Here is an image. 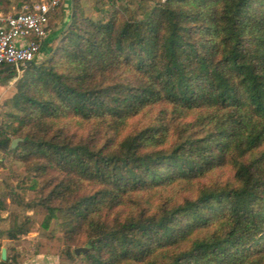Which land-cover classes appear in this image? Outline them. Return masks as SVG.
I'll return each mask as SVG.
<instances>
[{"label": "trees", "instance_id": "16d2710c", "mask_svg": "<svg viewBox=\"0 0 264 264\" xmlns=\"http://www.w3.org/2000/svg\"><path fill=\"white\" fill-rule=\"evenodd\" d=\"M63 4L0 64V264H264V0Z\"/></svg>", "mask_w": 264, "mask_h": 264}, {"label": "built area", "instance_id": "2783aa9c", "mask_svg": "<svg viewBox=\"0 0 264 264\" xmlns=\"http://www.w3.org/2000/svg\"><path fill=\"white\" fill-rule=\"evenodd\" d=\"M61 0L24 3L17 12L0 9V64L21 73L27 61L37 59L49 35V18Z\"/></svg>", "mask_w": 264, "mask_h": 264}, {"label": "rangeland", "instance_id": "374dc122", "mask_svg": "<svg viewBox=\"0 0 264 264\" xmlns=\"http://www.w3.org/2000/svg\"><path fill=\"white\" fill-rule=\"evenodd\" d=\"M63 1V0H62ZM64 9H65V20L62 21L61 23H59L58 27H61L62 24H64V22L66 21V19L68 18L69 16V13H70V0H64ZM53 29H57V26L56 27H51L50 29V33H53ZM49 49H44V50H41V52L39 53L38 57H37V60H41L45 57V55L48 53ZM0 157H2V152H0ZM6 224H4L5 226ZM22 239L18 242L20 244V247H24V248H30L29 251H34L35 250V247H34V244L33 242L36 241L39 237L38 235V232L34 231V232H31V233H28V234H23L22 235ZM47 245H45L44 248H50L52 246V251H57L58 249H60L58 247L57 244H54L53 242H49V241H45ZM39 254H42L43 255V260L41 261V264H56L60 261V256L59 254H57L56 252H42V253H37V254H34L33 256H37ZM31 256V257H33ZM30 257V258H31ZM29 259V258H28ZM26 261V260H25ZM24 264V263H23Z\"/></svg>", "mask_w": 264, "mask_h": 264}, {"label": "crops", "instance_id": "0c3cea01", "mask_svg": "<svg viewBox=\"0 0 264 264\" xmlns=\"http://www.w3.org/2000/svg\"><path fill=\"white\" fill-rule=\"evenodd\" d=\"M14 89V79H8L5 72L0 71V107L3 102L12 96ZM43 255L39 254L27 259L24 264H41Z\"/></svg>", "mask_w": 264, "mask_h": 264}, {"label": "water", "instance_id": "95a60500", "mask_svg": "<svg viewBox=\"0 0 264 264\" xmlns=\"http://www.w3.org/2000/svg\"><path fill=\"white\" fill-rule=\"evenodd\" d=\"M32 62L33 61H27L26 62V65H30V64H32ZM18 140H19V138H14L13 140H12V146H15L16 144H17V142H18ZM87 250V247L86 246H78V247H76L75 249H74V252L76 253V254H79L80 252H84V251H86ZM6 257H7V248L6 247H2V249H1V254H0V258L1 259H6Z\"/></svg>", "mask_w": 264, "mask_h": 264}]
</instances>
